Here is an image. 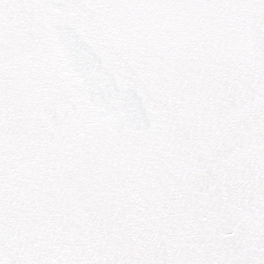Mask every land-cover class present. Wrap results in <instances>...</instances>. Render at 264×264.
I'll return each instance as SVG.
<instances>
[{"label": "snow or ice", "instance_id": "obj_1", "mask_svg": "<svg viewBox=\"0 0 264 264\" xmlns=\"http://www.w3.org/2000/svg\"><path fill=\"white\" fill-rule=\"evenodd\" d=\"M0 264H264V0H0Z\"/></svg>", "mask_w": 264, "mask_h": 264}]
</instances>
